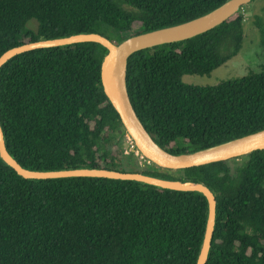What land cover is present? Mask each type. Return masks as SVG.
<instances>
[{"label":"trees","instance_id":"trees-1","mask_svg":"<svg viewBox=\"0 0 264 264\" xmlns=\"http://www.w3.org/2000/svg\"><path fill=\"white\" fill-rule=\"evenodd\" d=\"M225 1L0 0V55L77 33L117 44ZM32 19L35 29L28 27ZM135 22L141 27L129 34ZM243 37L238 10L204 33L128 57L130 103L159 146L185 154L264 128V66L212 86L180 78L210 74L240 50ZM106 52L91 41L42 47L0 67V126L21 166L127 171L117 135L126 131L100 82ZM129 171L212 191L215 224L204 264H264V149L181 169ZM207 216L199 191L107 177L24 178L0 157V264H196Z\"/></svg>","mask_w":264,"mask_h":264},{"label":"water","instance_id":"water-1","mask_svg":"<svg viewBox=\"0 0 264 264\" xmlns=\"http://www.w3.org/2000/svg\"><path fill=\"white\" fill-rule=\"evenodd\" d=\"M250 1L251 0H227L209 12L193 19L171 26L130 35L117 44L104 35L96 32L77 33L69 36L23 43L6 50L0 55V67L11 57L36 48L88 41L100 43L107 50L100 66V82L103 91L109 102L117 111L125 131L133 139L137 148L145 158L159 167L170 169H181L215 161L228 160L248 154L254 150L264 149V128L209 148L185 154H173L154 141L143 127L132 108L125 84L127 60L132 53L138 50L160 44L182 41L204 33L224 22ZM125 103L133 115L127 111ZM0 157L7 165L13 168L17 174L24 178L47 179L72 176L107 177L136 180L161 188L201 192L208 202V216L196 264H204L206 262L214 230L216 207L215 196L206 185L190 181L164 179L142 172L120 171L116 169H27L21 166L8 152L1 126Z\"/></svg>","mask_w":264,"mask_h":264},{"label":"rangeland","instance_id":"rangeland-1","mask_svg":"<svg viewBox=\"0 0 264 264\" xmlns=\"http://www.w3.org/2000/svg\"><path fill=\"white\" fill-rule=\"evenodd\" d=\"M239 11L243 15L244 34L240 50L220 66L213 69L208 75H182L180 78L183 83L194 86H212L221 81L244 77L261 70L264 66V32L260 30V26H264V0H251L243 5ZM36 25L34 19L28 22V27L32 29H35ZM140 27L139 22L133 23V28L129 34H133ZM126 134L128 133H117L121 138L119 143L120 148L123 150L122 159L124 160V164L122 167L127 171L130 169L141 170L153 167L155 164L152 161L148 162L146 158H142L139 154L135 155L134 152L129 151ZM115 147H118L117 144L113 145V149ZM235 161L238 162L240 159L238 158ZM230 165L234 167V161H230Z\"/></svg>","mask_w":264,"mask_h":264},{"label":"built area","instance_id":"built-area-1","mask_svg":"<svg viewBox=\"0 0 264 264\" xmlns=\"http://www.w3.org/2000/svg\"><path fill=\"white\" fill-rule=\"evenodd\" d=\"M126 137H127V140H128V149H129V151H131V152H134L135 153V155H138L139 154V156L140 157H144L142 154H141V152L139 151V149L137 148V146H136V144H135V142L133 141V139L128 135V134H126ZM126 153H127V151H125ZM145 158V157H144ZM147 159V158H146ZM148 160V159H147ZM150 160H148V162H149Z\"/></svg>","mask_w":264,"mask_h":264},{"label":"bare ground","instance_id":"bare-ground-1","mask_svg":"<svg viewBox=\"0 0 264 264\" xmlns=\"http://www.w3.org/2000/svg\"><path fill=\"white\" fill-rule=\"evenodd\" d=\"M125 107H126L127 111L130 112V113L132 114L131 110L128 108V106H127L126 103H125ZM132 115H133V114H132Z\"/></svg>","mask_w":264,"mask_h":264}]
</instances>
